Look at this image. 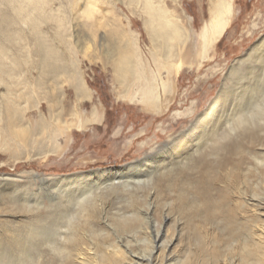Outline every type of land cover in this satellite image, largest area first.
<instances>
[{"label": "rangeland", "instance_id": "1", "mask_svg": "<svg viewBox=\"0 0 264 264\" xmlns=\"http://www.w3.org/2000/svg\"><path fill=\"white\" fill-rule=\"evenodd\" d=\"M44 1V10L20 14L2 1L6 18L13 13L31 20L22 30L5 26L0 37L1 94L26 122L41 114L48 120L51 104L87 114L97 107L101 118L84 128L65 126L55 145L21 147L16 157L14 147H0L3 263L18 264L10 238L17 230L27 235L35 211L67 205L69 189L81 195L71 189L84 185L71 180L75 175L153 154L127 172L113 170L117 179L93 190L90 214L77 199L68 204L69 217L56 226L53 244L41 239L42 249L24 264L69 258L80 264L69 257L76 253L64 240L69 234L79 246L85 243L87 264L94 251L105 264L110 243L120 247L112 264H264V113L258 111L264 106V0H230L227 29L207 51L201 33L219 0ZM153 8L166 11L165 25L183 28L185 35L172 40L178 57L160 56L161 39L149 26ZM124 55L139 56L166 83L157 85L156 107L119 88ZM240 115L249 122L233 130Z\"/></svg>", "mask_w": 264, "mask_h": 264}, {"label": "bare ground", "instance_id": "2", "mask_svg": "<svg viewBox=\"0 0 264 264\" xmlns=\"http://www.w3.org/2000/svg\"><path fill=\"white\" fill-rule=\"evenodd\" d=\"M2 1L5 0H0V37L1 39L4 40V36L6 37V33L4 30L5 26L10 28L21 29L20 25L22 23H27V21L31 19L17 18V16L15 17L13 16V13L9 14L6 18L2 13L3 10H1ZM15 1H17V3H15ZM6 2L8 3V6L11 7L16 14H20L24 11L32 12V10H36V9L44 10L47 5V2L44 0H6ZM153 10L154 11L152 12V14L150 13L151 20L149 26L152 25L155 28L152 34H154L156 38L161 39L160 42L157 44L160 47L159 48L160 50H158L161 52L160 56H163V58H165L168 57V55L170 56L171 54V56L178 57V54L176 52L177 45L172 40L176 39L179 36V34H181L182 37L185 35V33L183 32L184 31L183 28L178 22H176L175 25L172 24L170 27H168V24L166 25L164 24V22L169 23L170 21L168 15L166 14V11L162 9L157 10L156 8H153ZM232 12H233V4L230 0H219L215 8L212 9L211 22L203 29L201 33L204 49L206 51L207 49H209L210 45L216 42L224 34L231 20ZM37 23L39 25L40 23L39 20L37 21ZM14 32L17 31L11 30L12 35L14 34ZM130 55H135V54H130ZM130 55L121 56L122 63L120 65L121 66L120 70L117 72V76H118L117 83L119 84V88L122 90V92H126L131 97L134 94L139 93L141 95L142 102L146 104V106L156 107L159 104L158 102L160 101L158 94V87L160 86L159 88L161 89L163 85L166 86V83L161 81L158 72L155 74L153 73L150 74V72L147 71L146 64L142 58H140L139 56L134 57ZM3 59L4 56L0 54V87L4 82ZM9 91L12 92L11 87L9 88ZM83 91L85 93V90ZM18 98L21 99L22 96H18ZM17 101H19V99ZM260 107L261 108H259L260 110L258 111H260V113L261 111L264 113V106L262 105ZM14 110H15V105H13L8 99L3 97L0 90V147L9 148V149H12L14 147L11 150L13 153L11 154V156L13 155V157L18 156L20 152L19 148L21 147L40 149L46 146L48 143L55 145L59 132L64 131L65 126L67 127V129L72 127H77L78 129L84 128L85 126H87V122H95L100 120L101 118V110L97 107L91 109V111L87 114L84 113L83 109H81L80 107H73L72 109L70 105L51 104L49 106L48 120L45 119L43 114H41L39 118L40 120H38L37 122H31L30 120L26 122L23 120V118L17 117L14 114L15 113ZM251 115L250 117L253 118V115L252 116ZM229 120L231 121L230 117ZM234 120L235 119H233V121ZM247 122H249V117L240 115L236 117V122H234L236 124L233 126L232 129L235 130L237 129V127L243 124L246 125ZM196 146L197 145L194 144L193 146H189V148L192 147V149H194ZM151 158H153V154H149L143 159H140L130 164L122 165L119 167L105 168L106 170L110 169L109 171L99 169L97 171L94 170L95 172L90 171L92 173H90L89 176L87 174L84 176L83 173H81V175L78 174L75 175V177L71 179L72 181L84 182V185L82 184L78 185V183H76V186L73 185L71 186L72 190L73 189H77L79 191L81 190L80 191L81 195L79 194L78 197L73 195L74 192L76 193V191L74 190L72 194L70 193L71 192L70 189H69L70 192L68 191V195H65L67 194V192L66 190L63 189L64 186H60L58 188V192L60 193L59 195L64 193V195L67 196L65 199L67 201V205L63 203L54 207L49 206L50 208L47 207L48 209L43 212H41L40 210L35 211L36 216L34 217V223L27 226V235L24 236L25 234H23V231L17 230L16 232H14V235L11 236L10 246L17 251L15 254L20 257L18 260V264L21 263L24 264V262L27 261V259L31 260L32 258L30 259V254L34 250L42 249L40 248L41 239L46 241L48 244L50 243L53 244V239L55 240L56 237L55 235L57 234L56 226L59 224V222L62 219L69 217L68 213L70 207L68 206V204H72V202H74V200L77 199L78 205L80 206V209L82 210L83 214L84 215L90 214V212H88L87 209V204L89 203V200L95 188L99 189V187L103 186L105 183H107L108 186L109 181L113 182L114 179H117L118 176L117 172L120 173L127 172L133 169L134 167H136V165L142 164L143 162L145 164V162H147ZM167 166L169 165L167 164ZM90 184H93L94 188L88 187ZM200 195L201 194L198 193V196ZM37 201L39 200L37 199L36 202ZM29 209H31V205ZM95 219L96 218L88 217L86 221L89 222L92 221L91 223L95 224ZM122 220H127V219L122 218ZM71 225L73 224L71 223ZM74 235L75 234L71 236L69 234V237L67 239L64 238L65 242L72 243L74 245L73 249L76 251L75 254L74 253L71 254V251L68 252L69 257L75 255L76 258H78V262L80 264L90 263V261L88 260L89 257L87 256V253L81 250V245L85 246L84 245L85 243L80 242L81 245L79 246V242L75 240ZM1 249L2 247H0V250ZM63 249L61 251L59 249L60 253L62 251L67 252L65 248ZM107 249H110L112 251H110L109 254L107 253L108 257L105 256V259L103 260L105 261V264H106V260L109 261L108 264H112L111 262L114 261L113 255L119 253L120 247L119 246L115 247L114 244L110 243L107 245ZM93 254L96 255V257L95 259H92L93 262L91 264H102L101 263L102 259L99 258V256H97L95 251ZM4 255L5 254H3L0 251V264H6V261L3 263ZM60 263L76 264V261L75 259L71 260L69 258L67 260L65 259V261L63 260Z\"/></svg>", "mask_w": 264, "mask_h": 264}]
</instances>
